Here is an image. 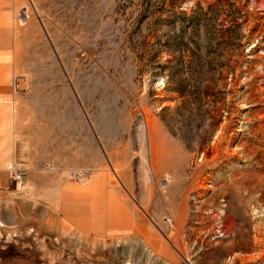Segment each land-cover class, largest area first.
<instances>
[{"label": "rangeland", "instance_id": "obj_1", "mask_svg": "<svg viewBox=\"0 0 264 264\" xmlns=\"http://www.w3.org/2000/svg\"><path fill=\"white\" fill-rule=\"evenodd\" d=\"M15 20L12 113L33 118L49 179L106 174L176 264H264V0H26ZM10 182L1 204L26 212ZM12 223L0 264H126L125 246L127 264H163L137 241Z\"/></svg>", "mask_w": 264, "mask_h": 264}, {"label": "crops", "instance_id": "obj_2", "mask_svg": "<svg viewBox=\"0 0 264 264\" xmlns=\"http://www.w3.org/2000/svg\"><path fill=\"white\" fill-rule=\"evenodd\" d=\"M25 2L0 0V227L7 229L10 222L14 226L21 220H30L55 233L77 237L92 245L112 238L137 241L140 246L136 247L154 260L176 264L177 257L172 248L150 229L143 215L132 208L106 174H93L87 190L75 189L62 178L49 179L48 157H44L47 151L25 141L33 138V118L23 120L20 114L12 113L18 93L28 84L18 71L15 59V17ZM10 165L26 177L28 198L21 201L27 206L26 212L15 205L10 208L11 200L6 206L1 204L10 194ZM15 232L19 234V231ZM125 247L129 254L127 264L135 250L132 246Z\"/></svg>", "mask_w": 264, "mask_h": 264}, {"label": "built area", "instance_id": "obj_3", "mask_svg": "<svg viewBox=\"0 0 264 264\" xmlns=\"http://www.w3.org/2000/svg\"><path fill=\"white\" fill-rule=\"evenodd\" d=\"M8 171L9 177L15 185V191L21 195L26 190L23 172L14 165H10ZM67 178L79 186H87L91 181V173L84 168L70 169L67 171Z\"/></svg>", "mask_w": 264, "mask_h": 264}, {"label": "bare ground", "instance_id": "obj_4", "mask_svg": "<svg viewBox=\"0 0 264 264\" xmlns=\"http://www.w3.org/2000/svg\"><path fill=\"white\" fill-rule=\"evenodd\" d=\"M213 150L212 149H209V150H207V151H205L204 152V157H210V156H212V154H213ZM234 153H236V152H234ZM243 174V173H242ZM237 187V186H236ZM242 189L243 190H245V191H249V186H243V184H242ZM236 190V189H235ZM238 193V192H237ZM237 193H236V198H237V200H238V202H243V197L238 193V196H237ZM263 215H264V211H262L261 212ZM256 214V213H255ZM259 217H261V216H259ZM220 219V218H219ZM221 223V222H220ZM248 226V225H247ZM218 228L220 229V233L222 234L223 233V235L225 234V235H227V233H225V231L223 232L222 230H221V228H222V226H220L219 224H218ZM253 234L255 235V237H254V242H255V244H257L258 243V241H257V238L258 237H263L264 236V224L262 225V224H260V223H258L256 226H254V228H253ZM222 235V236H223ZM249 234L247 233V232H245V233H243V234H241L240 235V237H239V242L240 243H242V242H244L245 240H247L248 239V236ZM248 249H250V247H248ZM245 259V258H244ZM243 259V260H244Z\"/></svg>", "mask_w": 264, "mask_h": 264}, {"label": "flooded vegetation", "instance_id": "obj_5", "mask_svg": "<svg viewBox=\"0 0 264 264\" xmlns=\"http://www.w3.org/2000/svg\"><path fill=\"white\" fill-rule=\"evenodd\" d=\"M13 247H14V246H12V248H13ZM6 250H7V251H10V249L8 250L7 248H6ZM12 250H13V249H12Z\"/></svg>", "mask_w": 264, "mask_h": 264}]
</instances>
